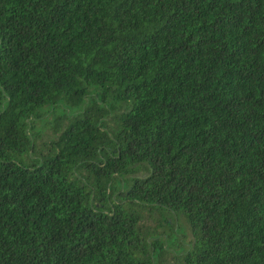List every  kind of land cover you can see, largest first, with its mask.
Returning a JSON list of instances; mask_svg holds the SVG:
<instances>
[{
	"label": "trees",
	"instance_id": "16d2710c",
	"mask_svg": "<svg viewBox=\"0 0 264 264\" xmlns=\"http://www.w3.org/2000/svg\"><path fill=\"white\" fill-rule=\"evenodd\" d=\"M0 264H264V0H0Z\"/></svg>",
	"mask_w": 264,
	"mask_h": 264
}]
</instances>
